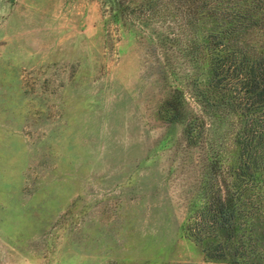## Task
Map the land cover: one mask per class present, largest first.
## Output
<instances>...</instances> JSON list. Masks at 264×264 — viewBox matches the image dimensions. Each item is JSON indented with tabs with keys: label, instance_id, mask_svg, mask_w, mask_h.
Instances as JSON below:
<instances>
[{
	"label": "rangeland",
	"instance_id": "rangeland-1",
	"mask_svg": "<svg viewBox=\"0 0 264 264\" xmlns=\"http://www.w3.org/2000/svg\"><path fill=\"white\" fill-rule=\"evenodd\" d=\"M148 1L0 0V264H264V150L237 202L236 135H186L174 79L205 72Z\"/></svg>",
	"mask_w": 264,
	"mask_h": 264
},
{
	"label": "trees",
	"instance_id": "trees-1",
	"mask_svg": "<svg viewBox=\"0 0 264 264\" xmlns=\"http://www.w3.org/2000/svg\"><path fill=\"white\" fill-rule=\"evenodd\" d=\"M132 12L141 26L165 27L158 40L184 58L189 72H205L186 77V92L180 78L174 79L175 115L189 137L211 122L227 123L239 151L230 179L241 202L246 181L254 179L246 171L256 168L264 150V0H151ZM205 17L214 24L201 32ZM187 100L195 112H182ZM225 193L216 198L211 216L228 225L236 210Z\"/></svg>",
	"mask_w": 264,
	"mask_h": 264
}]
</instances>
